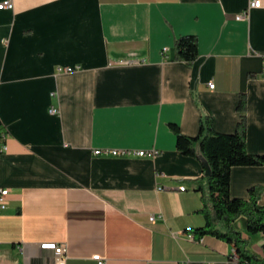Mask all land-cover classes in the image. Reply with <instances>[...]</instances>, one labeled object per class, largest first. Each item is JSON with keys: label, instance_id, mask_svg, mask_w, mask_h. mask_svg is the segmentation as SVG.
Returning a JSON list of instances; mask_svg holds the SVG:
<instances>
[{"label": "crops", "instance_id": "obj_1", "mask_svg": "<svg viewBox=\"0 0 264 264\" xmlns=\"http://www.w3.org/2000/svg\"><path fill=\"white\" fill-rule=\"evenodd\" d=\"M13 3L0 8V264H56L59 244L67 264H98L96 253L106 264H234V243L195 235L211 167L178 149L171 123L197 136L209 117L233 132L246 94L247 147L264 153V0ZM187 34L199 39L193 63L175 59ZM255 185L264 165L233 166V197ZM232 226L262 259L263 234L245 216Z\"/></svg>", "mask_w": 264, "mask_h": 264}, {"label": "trees", "instance_id": "obj_2", "mask_svg": "<svg viewBox=\"0 0 264 264\" xmlns=\"http://www.w3.org/2000/svg\"><path fill=\"white\" fill-rule=\"evenodd\" d=\"M199 55V39L195 34L178 37L175 41V59L193 63ZM254 76V74H250ZM241 114L233 132H219L208 117L201 125L197 136L181 132L177 124L171 128L177 137V147L185 155L205 158L211 167L208 175L209 194L205 199L204 212L208 218L205 226L197 228L198 238L206 234L216 235L235 244L238 254L247 264H264V257L258 258L247 248L248 240L232 224L239 217L247 218V229L251 233L264 234V203L261 202L264 186L255 185L249 190V199L231 195V170L237 165H264V153H251L247 147L248 98L242 94L237 105ZM198 145V147H197ZM224 219L227 230L220 231L216 220Z\"/></svg>", "mask_w": 264, "mask_h": 264}, {"label": "built area", "instance_id": "obj_3", "mask_svg": "<svg viewBox=\"0 0 264 264\" xmlns=\"http://www.w3.org/2000/svg\"><path fill=\"white\" fill-rule=\"evenodd\" d=\"M260 5V0H251V3H250V6H259ZM14 6V3H13V0H5L3 2L0 3V8H3V7H13ZM249 15V10H244L243 12L239 13L236 15V17L238 19L240 18H244V17H248ZM168 48H164V51L166 52ZM132 60H122L121 63H130ZM62 69V68H60ZM72 68H67V70H71ZM210 86L211 87H215V83L214 82H211L210 83ZM50 111L52 113H59V107L55 106V105H52L50 107ZM6 148V145H2V149H5ZM109 152L111 153H114V154H123V153H126L127 151L126 150H108ZM97 153H100L101 150H96ZM159 152V150L157 149H152V150H134V151H131V153H134V154H138V155H154V154H157ZM162 188V187H160ZM181 190H185L187 189V186L186 185H182L180 187ZM9 193V189L8 188H0V209H4L7 207L8 205V201H7V195ZM155 217L152 216V219H154ZM264 236V234H263ZM55 255H56V258H57V262L56 264H67V247L66 245L64 244H59L58 246L55 247ZM93 258L95 260H97L98 264H106L107 260L106 258L100 254V253H96L93 255ZM231 260L234 264H247L245 262V260L238 254L237 252V249L236 247L234 246L233 247V251H232V255H231ZM178 264H187L186 262H180Z\"/></svg>", "mask_w": 264, "mask_h": 264}, {"label": "water", "instance_id": "obj_4", "mask_svg": "<svg viewBox=\"0 0 264 264\" xmlns=\"http://www.w3.org/2000/svg\"><path fill=\"white\" fill-rule=\"evenodd\" d=\"M202 159H205V158H202ZM206 160V159H205ZM209 163V162H208ZM210 174V173H209Z\"/></svg>", "mask_w": 264, "mask_h": 264}]
</instances>
